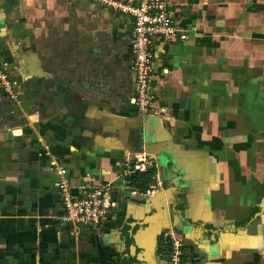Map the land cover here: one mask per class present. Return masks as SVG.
<instances>
[{
    "label": "crops",
    "instance_id": "1",
    "mask_svg": "<svg viewBox=\"0 0 264 264\" xmlns=\"http://www.w3.org/2000/svg\"><path fill=\"white\" fill-rule=\"evenodd\" d=\"M153 42L148 114L135 96L131 18L86 0H0V264H264V0H169ZM12 38V39H11ZM33 73H30V72ZM156 149V150H155ZM154 183H129L136 157ZM112 189L97 228L64 220Z\"/></svg>",
    "mask_w": 264,
    "mask_h": 264
},
{
    "label": "built area",
    "instance_id": "2",
    "mask_svg": "<svg viewBox=\"0 0 264 264\" xmlns=\"http://www.w3.org/2000/svg\"><path fill=\"white\" fill-rule=\"evenodd\" d=\"M131 18L129 38L131 71L134 76L135 96L132 104L141 114L150 112L153 94L151 75L155 69L153 42L159 36L172 35L175 29L169 13V0H86ZM15 81L8 67L0 59V89L10 98L15 97ZM153 166L152 157L142 154L132 164L133 172H147ZM61 204L64 220L74 229L97 228L113 207L112 189L108 186L92 188L88 193L74 196L69 185L61 181ZM161 252L168 264H184L183 245L173 233L164 232Z\"/></svg>",
    "mask_w": 264,
    "mask_h": 264
},
{
    "label": "trees",
    "instance_id": "3",
    "mask_svg": "<svg viewBox=\"0 0 264 264\" xmlns=\"http://www.w3.org/2000/svg\"><path fill=\"white\" fill-rule=\"evenodd\" d=\"M155 173L153 170H148L144 173H135L130 176L129 183L141 192H146L154 183Z\"/></svg>",
    "mask_w": 264,
    "mask_h": 264
},
{
    "label": "bare ground",
    "instance_id": "4",
    "mask_svg": "<svg viewBox=\"0 0 264 264\" xmlns=\"http://www.w3.org/2000/svg\"><path fill=\"white\" fill-rule=\"evenodd\" d=\"M11 39H12V38H11ZM33 72H34V71H33ZM33 72L31 71L30 73H33ZM35 72H36V71H35ZM35 72H34V73H35ZM155 150H156V149H155Z\"/></svg>",
    "mask_w": 264,
    "mask_h": 264
},
{
    "label": "rangeland",
    "instance_id": "5",
    "mask_svg": "<svg viewBox=\"0 0 264 264\" xmlns=\"http://www.w3.org/2000/svg\"><path fill=\"white\" fill-rule=\"evenodd\" d=\"M15 94V93H14Z\"/></svg>",
    "mask_w": 264,
    "mask_h": 264
}]
</instances>
